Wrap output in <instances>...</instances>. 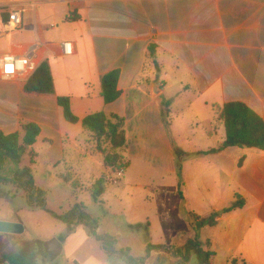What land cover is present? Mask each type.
I'll use <instances>...</instances> for the list:
<instances>
[{"label": "crops", "instance_id": "crops-1", "mask_svg": "<svg viewBox=\"0 0 264 264\" xmlns=\"http://www.w3.org/2000/svg\"><path fill=\"white\" fill-rule=\"evenodd\" d=\"M18 4L28 5L22 27L7 31ZM9 54L30 55L37 68L48 61L55 93H27L33 73L0 74V133L23 137L22 125L34 123L40 134L26 150L32 159L41 156L49 171L77 149L104 167L105 178L112 169L81 122L65 120L57 98L68 97L80 121L98 112L117 115L124 119L120 153L127 168L116 199L126 225L147 227L150 245L170 247L184 235L174 249L197 235L214 253L210 264H264V151L209 152L225 141L219 116L225 104L242 103L264 121V0H0V66ZM115 70L120 96L106 103L101 79ZM24 196L15 184L0 185V221L18 222ZM236 201L242 205L229 210ZM193 217L209 221L195 232ZM110 260L126 264L118 254Z\"/></svg>", "mask_w": 264, "mask_h": 264}, {"label": "trees", "instance_id": "trees-1", "mask_svg": "<svg viewBox=\"0 0 264 264\" xmlns=\"http://www.w3.org/2000/svg\"><path fill=\"white\" fill-rule=\"evenodd\" d=\"M119 71L115 70L105 74L101 79V94L106 103L117 100L120 96L118 90ZM25 91L34 94H54V82L48 61H43L37 70L26 80ZM58 104L63 110L64 118L68 123L77 124L81 122L84 131L88 132L96 143L97 152L104 158L106 167L123 171L127 168L124 157L120 151L126 146V135L124 130V119L117 115H107L105 112L93 113L86 116L81 121L74 115L71 109V102L68 97H58ZM220 119L224 123L226 138L219 149H212L210 153L217 152L222 148L230 146L258 148L264 151V121L242 103L225 104L219 111ZM23 137L20 132L9 135L0 133V185L15 184L24 193L25 208L29 210L43 209L50 212L56 219L66 225V230L62 234L60 241H64L73 234L77 227L84 226L91 236L95 237L101 244L109 258L118 254L123 257L126 264H145L151 251H165L163 246L148 245L146 257L134 258L129 255L128 250L117 251L114 247L115 239L108 235L97 234L98 222L81 205L63 215L51 212L45 203L44 193L37 189L34 184L30 169L17 170L22 154L27 147H32L40 134V128L34 123L22 125ZM96 191V190H95ZM181 195V194H180ZM242 203L236 201L229 210L240 207ZM19 208L15 209V217L21 222L18 216ZM203 220L199 223L193 217L191 223L195 232L208 223ZM140 228V225L133 229ZM173 256L178 257L182 262L188 264L193 255L197 258V264H210V258L214 255L211 251H204L201 243L196 237L190 240L184 247L174 249ZM3 262L13 264H29L25 257L18 253L5 254ZM155 264H162L156 261Z\"/></svg>", "mask_w": 264, "mask_h": 264}, {"label": "rangeland", "instance_id": "rangeland-1", "mask_svg": "<svg viewBox=\"0 0 264 264\" xmlns=\"http://www.w3.org/2000/svg\"><path fill=\"white\" fill-rule=\"evenodd\" d=\"M80 144L85 146L83 140H80ZM78 152L77 149L68 151L67 164H61L59 168L49 171L41 156L32 159V153L26 152L22 154L16 169H31L34 183H37L44 193L46 206L51 212L63 215L66 212L62 210L70 212L75 208L74 206L70 209L68 203L84 204L86 212L98 222L97 234L114 238V247L117 251L128 247L134 256L143 258L145 251L142 246L146 243L150 245L151 235L145 226L135 230L131 225H126L123 216L125 206L116 199L122 179H119L120 183L119 181L109 183L107 177L101 178L106 172L104 167L94 165L91 160H85ZM115 173V170H108L107 175H113L115 178ZM95 182H98V188L95 187L97 191L94 189L90 192L85 189ZM102 189L105 190L104 193ZM19 216L20 223L25 227V233L22 235L0 233V264H13L1 260L5 254L12 252L23 255L29 264H73L75 261L84 264L87 260L89 261L85 264H113L101 248L100 242L89 234L86 227L76 229L73 235L69 236L70 238L67 237L69 238L67 241L66 238L62 242L60 238L66 230V225L50 212L43 209H22ZM52 239L59 240L63 245V250L58 256H51L45 250V244ZM183 241L184 235L170 241V247L163 246L166 248L165 252L155 250L153 255H149L150 258L145 264H155L159 260L162 264L176 262L186 264L172 254L173 242L179 244ZM192 258L195 260L196 256Z\"/></svg>", "mask_w": 264, "mask_h": 264}, {"label": "built area", "instance_id": "built-area-1", "mask_svg": "<svg viewBox=\"0 0 264 264\" xmlns=\"http://www.w3.org/2000/svg\"><path fill=\"white\" fill-rule=\"evenodd\" d=\"M51 3L62 2L64 0H48ZM27 4H18L12 7L10 12V19L6 24L9 30L21 29L23 23V13L27 9ZM64 53L66 55H71L73 53V48L71 43L64 44ZM37 69V64L31 59L30 55L28 57H19L16 55H4L1 59L0 74L3 79H12L19 76H29L34 73ZM123 177V171H118L115 173V178L113 175L107 176L109 183H117L119 179ZM77 264V263H73Z\"/></svg>", "mask_w": 264, "mask_h": 264}, {"label": "water", "instance_id": "water-1", "mask_svg": "<svg viewBox=\"0 0 264 264\" xmlns=\"http://www.w3.org/2000/svg\"><path fill=\"white\" fill-rule=\"evenodd\" d=\"M0 233L22 235L25 233V227L20 222L0 221ZM45 250L51 256H58L63 250V245L59 240L52 239L45 244ZM174 264H179V262Z\"/></svg>", "mask_w": 264, "mask_h": 264}]
</instances>
